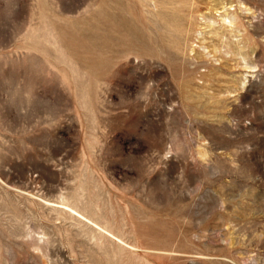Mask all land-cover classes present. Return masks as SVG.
Masks as SVG:
<instances>
[{
	"label": "rangeland",
	"instance_id": "obj_1",
	"mask_svg": "<svg viewBox=\"0 0 264 264\" xmlns=\"http://www.w3.org/2000/svg\"><path fill=\"white\" fill-rule=\"evenodd\" d=\"M0 264H264V0H0Z\"/></svg>",
	"mask_w": 264,
	"mask_h": 264
},
{
	"label": "bare ground",
	"instance_id": "obj_2",
	"mask_svg": "<svg viewBox=\"0 0 264 264\" xmlns=\"http://www.w3.org/2000/svg\"><path fill=\"white\" fill-rule=\"evenodd\" d=\"M127 3V2H126ZM118 5V4H117ZM111 9V8H110ZM137 9V8H136ZM178 13V12H177ZM122 17H123V15H122ZM121 19V18H120ZM123 25V24H122ZM158 26V25H157ZM124 28V27H123ZM136 30V29H135ZM126 31V30H125ZM131 31V30H130ZM134 31V30H133ZM150 34V33H149ZM151 35V34H150ZM111 36V35H110ZM109 37V36H108ZM111 38V37H110ZM135 39V38H134ZM152 41V40H151ZM144 42V41H143ZM156 42V41H155ZM148 46V45H147ZM118 47V46H117ZM157 47V46H156ZM146 48V47H145ZM104 49V48H103ZM155 49V48H154ZM158 51V50H157ZM161 51V50H160ZM166 53V52H165ZM120 54V53H119ZM102 66V65H101ZM106 66H107V64H106ZM114 66H116V65H114ZM104 67V66H103ZM105 75V74H104Z\"/></svg>",
	"mask_w": 264,
	"mask_h": 264
}]
</instances>
